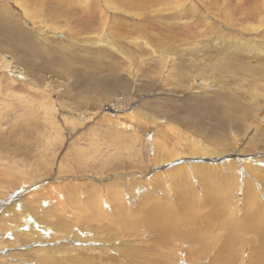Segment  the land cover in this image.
<instances>
[{
  "label": "rangeland",
  "instance_id": "374dc122",
  "mask_svg": "<svg viewBox=\"0 0 264 264\" xmlns=\"http://www.w3.org/2000/svg\"><path fill=\"white\" fill-rule=\"evenodd\" d=\"M215 263L264 264V0H0V264Z\"/></svg>",
  "mask_w": 264,
  "mask_h": 264
},
{
  "label": "bare ground",
  "instance_id": "6f19581e",
  "mask_svg": "<svg viewBox=\"0 0 264 264\" xmlns=\"http://www.w3.org/2000/svg\"><path fill=\"white\" fill-rule=\"evenodd\" d=\"M225 18H229L230 20H233V17H230V16H224ZM235 19V18H234ZM54 30H56V28H54ZM53 30V31H54ZM14 32H17L18 30L17 29H14L13 30ZM57 31V30H56ZM246 32H249L248 30L246 31ZM54 33V32H53ZM56 33V32H55ZM58 33V32H57ZM56 33V34H57ZM61 35V34H60ZM69 37V36H68ZM215 42H216V44L221 48V50L219 51V54H216V55H220L221 56V52H224L225 51V48L228 46L231 50H234V51H238L240 48V45H242V43H239V39H237V38H233V37H228V34H226V32H224V31H221V33H218L216 36H215ZM227 45V46H226ZM210 57V59H211V57H213L212 55H210L209 56ZM214 57H216V56H214ZM209 59V60H210ZM213 69H215L213 66H212V70ZM222 70V69H221ZM258 70L259 71H261V69H259L258 68ZM208 73V71L205 69L204 71H203V75H205V74H207ZM253 86H256L257 87V85L259 84V83H257L256 82V80L255 79H253ZM186 87H188V89H190L191 91H189V93H188V95L189 94H191V95H189V96H187V99H193L195 96H194V94H193V86H184V85H182L181 86V88L183 89V88H186ZM183 91H184V89H183ZM182 91V92H183ZM251 95H252V91H251ZM199 96V95H198ZM199 97H201V96H199ZM217 97H219L218 95H217ZM204 102H205V100L203 99V98H201ZM251 99H252V96H251ZM203 101H200V100H198L195 104H200V103H202ZM194 102V101H193ZM192 102V103H193ZM247 103L248 104H250V102L249 101H247ZM195 104L194 105H190L187 109H195L196 108V106H195ZM224 103L221 105V108H220V110H221V112L219 113V114H217V113H215L214 111H212V110H210V109H207V111H206V114H205V116L207 117V119L209 120V118L210 119H212V120H214V123L216 122L217 124H218V126H215V125H213V124H211V127H209V126H207V127H209V129H212L213 127H215V129H216V132L218 133L219 132V135L222 137L223 135H224V133H223V131H226L227 130V127L228 126H230V123H229V116H230V114L232 113V112H234V111H236L237 109H239V106H229V107H227L226 109H224ZM251 105V104H250ZM194 112H197V114H195V113H193L192 111H188L186 114L187 115H189V116H194V117H196L197 116V118H200V119H203V113H200V112H198V111H194ZM224 112V113H223ZM178 118V117H177ZM179 119V118H178ZM183 120H184V117H183ZM182 120V121H183ZM181 121V122H182ZM193 121V120H192ZM187 122V121H186ZM198 122V121H197ZM193 126V125H192ZM197 127V126H196ZM209 131V130H208ZM211 132L213 131V130H210ZM215 131V130H214ZM169 132V131H168ZM163 142V141H162ZM160 145L162 146V149H164V151H162L161 150V152H163V153H167V148L165 149V144L163 143H160ZM232 190V189H231ZM229 192V191H228ZM233 192V191H232ZM163 224H164V226L165 227H172V225H170L169 224V222L166 220V219H164L163 220ZM169 228V229H170ZM168 229V228H167ZM168 229V230H169ZM216 264V263H215ZM218 264H220V263H218Z\"/></svg>",
  "mask_w": 264,
  "mask_h": 264
}]
</instances>
